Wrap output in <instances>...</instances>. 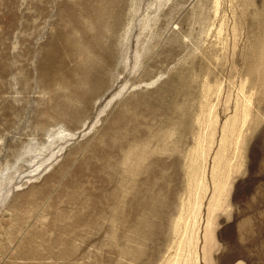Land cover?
<instances>
[{
  "label": "rangeland",
  "instance_id": "374dc122",
  "mask_svg": "<svg viewBox=\"0 0 264 264\" xmlns=\"http://www.w3.org/2000/svg\"><path fill=\"white\" fill-rule=\"evenodd\" d=\"M0 264H264V0H0Z\"/></svg>",
  "mask_w": 264,
  "mask_h": 264
}]
</instances>
